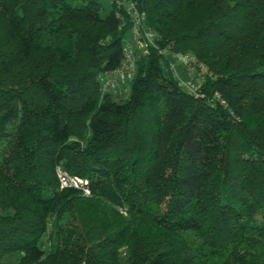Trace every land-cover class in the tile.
Here are the masks:
<instances>
[{
  "label": "trees",
  "instance_id": "16d2710c",
  "mask_svg": "<svg viewBox=\"0 0 264 264\" xmlns=\"http://www.w3.org/2000/svg\"><path fill=\"white\" fill-rule=\"evenodd\" d=\"M133 2L155 38L115 100L122 2L0 0V264H264V0Z\"/></svg>",
  "mask_w": 264,
  "mask_h": 264
},
{
  "label": "built area",
  "instance_id": "2783aa9c",
  "mask_svg": "<svg viewBox=\"0 0 264 264\" xmlns=\"http://www.w3.org/2000/svg\"><path fill=\"white\" fill-rule=\"evenodd\" d=\"M126 1V9L130 12L129 19L131 21V28L129 30V37H126L123 43V51L125 53V57L122 65L117 68L113 74L101 78L100 83H102L104 87L110 86L111 83V85H113L116 77H119L121 78V80H123L124 76L127 74H130L132 76L134 74L135 68V62L133 60L135 59L133 45H135L139 49L140 54H145L148 52L149 45L155 38V33L152 30L146 29L144 26V12L138 11L135 8L133 0ZM115 2L116 4H119L121 0H115ZM176 56L181 60L183 66L186 67V69L190 70V72H192L191 70L194 68V66H192V63L188 61V56L182 54H177ZM200 67L203 70V66L201 65ZM102 90H104V88H102ZM57 175L61 186L78 187L89 192L86 187V179L79 176L70 175L67 173V171L60 167L57 168Z\"/></svg>",
  "mask_w": 264,
  "mask_h": 264
},
{
  "label": "rangeland",
  "instance_id": "374dc122",
  "mask_svg": "<svg viewBox=\"0 0 264 264\" xmlns=\"http://www.w3.org/2000/svg\"><path fill=\"white\" fill-rule=\"evenodd\" d=\"M102 3V7L99 11L100 16L104 17L105 15L108 14L111 8V0H100ZM123 6L127 8V1L126 0H121ZM134 46V62H136L139 57H140V52L139 49ZM165 56L166 59L169 61L171 67L173 68V74L174 76L179 79L180 82L185 83L190 90H192L195 86L198 85L199 83V78L201 77L202 74V69L199 65L197 68L194 66V68L191 70L186 69V67L183 66L181 60L174 54L170 53L169 51H165ZM165 61H162L164 64ZM192 65V64H191ZM193 66V65H192ZM132 76L130 74H127L124 76V79L121 80V78L116 77L114 80L113 85L110 84L108 87H104L102 83L100 84V88H104L103 91L108 92L111 97L115 100H120V98L124 97L127 93V86L129 84V80ZM109 84V82H108ZM84 194H88L87 191L83 189ZM63 217H67V213H64ZM63 221V219H62ZM126 247H121L119 250V262L120 264H129L128 263V254L126 253ZM19 257L18 252H12L7 255H5L4 260L6 261H14Z\"/></svg>",
  "mask_w": 264,
  "mask_h": 264
}]
</instances>
